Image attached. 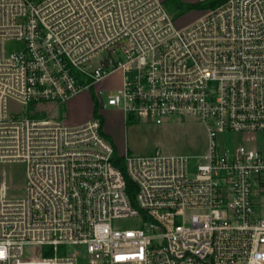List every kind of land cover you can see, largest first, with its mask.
Wrapping results in <instances>:
<instances>
[{
    "label": "built area",
    "instance_id": "2783aa9c",
    "mask_svg": "<svg viewBox=\"0 0 264 264\" xmlns=\"http://www.w3.org/2000/svg\"><path fill=\"white\" fill-rule=\"evenodd\" d=\"M85 92L125 121L201 124L204 153L117 154L123 174L98 117L59 115ZM14 162L0 264H264V0L181 27L163 0H0V164Z\"/></svg>",
    "mask_w": 264,
    "mask_h": 264
},
{
    "label": "rangeland",
    "instance_id": "374dc122",
    "mask_svg": "<svg viewBox=\"0 0 264 264\" xmlns=\"http://www.w3.org/2000/svg\"><path fill=\"white\" fill-rule=\"evenodd\" d=\"M184 4L202 0H179ZM202 11L191 10L174 18L176 26H184L197 18ZM121 81L120 73L108 75L95 88L101 91L100 98L105 101L109 94L115 93ZM95 93V92H94ZM93 93H82L75 97L60 110L64 121L68 124H80L92 118ZM97 113L103 123L102 131L108 141L123 156L125 152L133 155H147L156 149L173 155H202L206 147L205 131L201 124L193 120L170 119L162 125H154L145 121H125L123 113L115 107L99 108ZM233 136H228L231 139ZM7 186V194L20 197L23 193L24 166L21 163L0 164V184ZM117 228H132L134 221L117 220L113 222Z\"/></svg>",
    "mask_w": 264,
    "mask_h": 264
},
{
    "label": "trees",
    "instance_id": "16d2710c",
    "mask_svg": "<svg viewBox=\"0 0 264 264\" xmlns=\"http://www.w3.org/2000/svg\"><path fill=\"white\" fill-rule=\"evenodd\" d=\"M225 1L226 0H202L196 3L184 4L180 2L179 0H163V3L166 9L168 10V12L172 15L173 18H175L176 16L181 15L191 10L205 11L208 9H214L218 7L219 5L223 4ZM97 110H98L97 102L95 101L94 96H93L92 97V117H98L102 124L103 121L101 117L99 116V114L97 113ZM113 163L124 174L122 161L120 158H117V151L115 148H114ZM133 189H134L133 184L129 180L126 179V190L131 197L133 196Z\"/></svg>",
    "mask_w": 264,
    "mask_h": 264
},
{
    "label": "clouds",
    "instance_id": "9594fccd",
    "mask_svg": "<svg viewBox=\"0 0 264 264\" xmlns=\"http://www.w3.org/2000/svg\"><path fill=\"white\" fill-rule=\"evenodd\" d=\"M5 258H6L5 250H4L3 246H0V260H3Z\"/></svg>",
    "mask_w": 264,
    "mask_h": 264
},
{
    "label": "crops",
    "instance_id": "0c3cea01",
    "mask_svg": "<svg viewBox=\"0 0 264 264\" xmlns=\"http://www.w3.org/2000/svg\"><path fill=\"white\" fill-rule=\"evenodd\" d=\"M91 116H92V109H91ZM87 121H88V120H87ZM84 122H86V121H84ZM84 122H83V123H84ZM80 124H82V123H80ZM70 125H72V124H70ZM75 125H78V124H75Z\"/></svg>",
    "mask_w": 264,
    "mask_h": 264
}]
</instances>
